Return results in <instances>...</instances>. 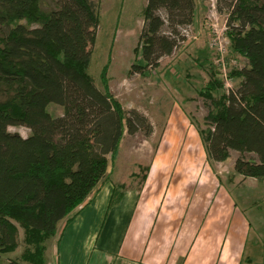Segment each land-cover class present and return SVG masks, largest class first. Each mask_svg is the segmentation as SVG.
<instances>
[{"label": "trees", "instance_id": "1", "mask_svg": "<svg viewBox=\"0 0 264 264\" xmlns=\"http://www.w3.org/2000/svg\"><path fill=\"white\" fill-rule=\"evenodd\" d=\"M42 2L0 0V264H47L46 244L60 222L106 180L112 183L109 206L115 205L129 188L108 170L124 134L152 129L142 113L124 109L110 92L107 63L101 86L88 72L99 1L53 0L44 8ZM195 5L146 0L137 42L142 63H132L131 71L172 53L185 38L180 28L193 22ZM225 11L229 46L246 64L229 73L239 78L235 89L213 95L222 86L216 79L199 91L207 101V128L196 129L210 162L238 151L234 171L263 180L264 0H225ZM16 125L27 127L28 135L8 130ZM19 245L18 255L1 257Z\"/></svg>", "mask_w": 264, "mask_h": 264}, {"label": "rangeland", "instance_id": "2", "mask_svg": "<svg viewBox=\"0 0 264 264\" xmlns=\"http://www.w3.org/2000/svg\"><path fill=\"white\" fill-rule=\"evenodd\" d=\"M96 1L100 3V17L95 39L88 45L91 50L88 72L95 84L101 86L100 71L107 63L110 92L124 109L134 108L142 113L152 127L149 134L143 130L124 134L108 169L110 177L126 182L129 190L150 191L154 198L161 195L163 205L159 215L164 216L165 212L170 218L180 215L186 222L201 219L199 224L194 222V226L203 221L216 222L212 235L218 240L229 238L237 217L248 226L241 264H264V179L236 173L233 166L240 153L235 150H231L224 161L210 162L196 129V124L202 130L207 128L204 121L207 101L199 91L216 79L222 86L213 91V95L235 89L239 78L229 73L246 64V59L229 46L225 0H195L193 22L179 30L184 40L170 55L162 56L157 65L142 67L141 72L131 71V64L142 63L137 42L146 0ZM52 5L53 0L42 2L43 8ZM219 41L222 49H218ZM47 108L56 114L61 111V107L53 103ZM178 120L185 125V131L180 130ZM8 130L22 136L29 133L25 126H8ZM188 131L195 134L193 147ZM196 153L200 155L199 169L191 178L187 170L181 173L178 169L188 167L190 171ZM242 156L250 158L251 154ZM147 166L149 169L142 181L141 175ZM198 226L191 229L204 235L205 230ZM19 234L21 239V228ZM51 241H47L48 258H51ZM21 249L19 245L15 251L1 257L7 260L18 255ZM232 255L234 251L230 252Z\"/></svg>", "mask_w": 264, "mask_h": 264}, {"label": "crops", "instance_id": "3", "mask_svg": "<svg viewBox=\"0 0 264 264\" xmlns=\"http://www.w3.org/2000/svg\"><path fill=\"white\" fill-rule=\"evenodd\" d=\"M149 192L128 189L110 207L112 183L106 180L70 220L60 222L49 239L51 258L46 244L47 264H241L247 223L236 217L229 238L218 240L212 235L216 222L198 226L201 219L186 222L180 215H159L162 196ZM197 226L204 235L191 229Z\"/></svg>", "mask_w": 264, "mask_h": 264}, {"label": "bare ground", "instance_id": "4", "mask_svg": "<svg viewBox=\"0 0 264 264\" xmlns=\"http://www.w3.org/2000/svg\"><path fill=\"white\" fill-rule=\"evenodd\" d=\"M177 123H179V127H180V130L181 131H185V125L180 121V120H178L177 121ZM188 126V125H187ZM187 128V127H186ZM195 135V134H194ZM194 135L191 133V132H189L188 131V133H187V136H188V138H189V141L191 142V144H190V146H192L193 147V145H194V143H195V137H194ZM183 139V138H182ZM183 144V143H182ZM193 144V145H192ZM176 145V144H175ZM192 149V148H191ZM193 154H195V151H193ZM199 157H200V155H199ZM199 157H198V155H197V153H196V157H195V159H194V161H193V167L192 168H190V171H189V168L188 167H180L178 170L181 172V173H185L184 171L185 170H187V174H189V175H191V178L192 177H194L197 173H198V169H199V167H198V165H199ZM184 159H185V157H184ZM190 162V161H189ZM182 168L184 169V170H182ZM151 171V170H150ZM186 175V174H185ZM184 175V176H185ZM187 179V178H186ZM88 242V241H87ZM83 243V242H82ZM87 244V243H86ZM85 247V246H84Z\"/></svg>", "mask_w": 264, "mask_h": 264}, {"label": "built area", "instance_id": "5", "mask_svg": "<svg viewBox=\"0 0 264 264\" xmlns=\"http://www.w3.org/2000/svg\"><path fill=\"white\" fill-rule=\"evenodd\" d=\"M218 38V37H217ZM219 43V47H218V49H222V44H221V42L219 41L218 42ZM223 51V50H222ZM222 51H220L221 53H222Z\"/></svg>", "mask_w": 264, "mask_h": 264}]
</instances>
